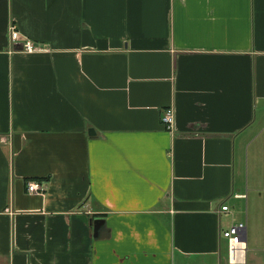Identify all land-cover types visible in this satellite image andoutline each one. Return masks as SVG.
<instances>
[{
	"label": "crops",
	"instance_id": "0c3cea01",
	"mask_svg": "<svg viewBox=\"0 0 264 264\" xmlns=\"http://www.w3.org/2000/svg\"><path fill=\"white\" fill-rule=\"evenodd\" d=\"M263 138L264 0H0V264H220Z\"/></svg>",
	"mask_w": 264,
	"mask_h": 264
},
{
	"label": "rangeland",
	"instance_id": "374dc122",
	"mask_svg": "<svg viewBox=\"0 0 264 264\" xmlns=\"http://www.w3.org/2000/svg\"><path fill=\"white\" fill-rule=\"evenodd\" d=\"M260 143H264V138L258 141ZM254 148L258 149L257 156L250 155V166L243 163L241 170L242 192L248 199L239 202L238 208L235 207V202L230 204L234 213V224L243 223L247 227L248 247L242 264H264V151L262 153L261 146ZM245 158L248 159V154ZM223 247L224 259L220 264H228L225 242Z\"/></svg>",
	"mask_w": 264,
	"mask_h": 264
},
{
	"label": "built area",
	"instance_id": "2783aa9c",
	"mask_svg": "<svg viewBox=\"0 0 264 264\" xmlns=\"http://www.w3.org/2000/svg\"><path fill=\"white\" fill-rule=\"evenodd\" d=\"M11 46L13 49L25 53H34L38 51L37 47L28 41H23L21 35L15 29L11 28ZM162 124L169 132L173 130L174 113L172 110H167L162 117ZM46 187L40 182H30L27 184L26 192L29 195L44 196ZM221 212L228 213L227 207H222ZM246 226L244 224L234 225L222 232V239L226 242L228 264H242L243 253L246 251V245L243 243Z\"/></svg>",
	"mask_w": 264,
	"mask_h": 264
},
{
	"label": "water",
	"instance_id": "95a60500",
	"mask_svg": "<svg viewBox=\"0 0 264 264\" xmlns=\"http://www.w3.org/2000/svg\"><path fill=\"white\" fill-rule=\"evenodd\" d=\"M91 134H93V133H89V136H91ZM94 135V134H93ZM243 243L246 245L247 244V238H246V236L243 238ZM246 251H247V248H246ZM245 254H246V252H245Z\"/></svg>",
	"mask_w": 264,
	"mask_h": 264
},
{
	"label": "bare ground",
	"instance_id": "6f19581e",
	"mask_svg": "<svg viewBox=\"0 0 264 264\" xmlns=\"http://www.w3.org/2000/svg\"><path fill=\"white\" fill-rule=\"evenodd\" d=\"M164 115V114H163ZM244 257H245V252L243 253V260H244Z\"/></svg>",
	"mask_w": 264,
	"mask_h": 264
}]
</instances>
